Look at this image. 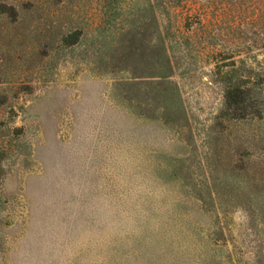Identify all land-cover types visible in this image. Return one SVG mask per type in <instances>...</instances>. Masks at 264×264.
Masks as SVG:
<instances>
[{"label": "rangeland", "instance_id": "1", "mask_svg": "<svg viewBox=\"0 0 264 264\" xmlns=\"http://www.w3.org/2000/svg\"><path fill=\"white\" fill-rule=\"evenodd\" d=\"M0 264H264V0H0Z\"/></svg>", "mask_w": 264, "mask_h": 264}]
</instances>
